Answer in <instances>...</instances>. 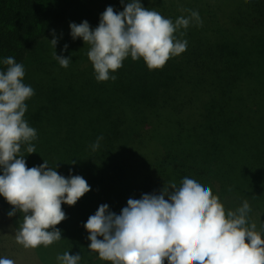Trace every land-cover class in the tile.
Returning a JSON list of instances; mask_svg holds the SVG:
<instances>
[{"label": "trees", "instance_id": "1", "mask_svg": "<svg viewBox=\"0 0 264 264\" xmlns=\"http://www.w3.org/2000/svg\"><path fill=\"white\" fill-rule=\"evenodd\" d=\"M141 4L173 22L195 10L202 22L174 33L187 41L186 50L161 68L149 70L142 59L128 57L112 73L114 81L98 82L88 45L73 40L68 25L87 20L94 28L106 6L123 10L120 0H0V61L12 56L22 63L29 76L24 83L34 90L24 119L36 129L30 142L35 152L21 144L20 154L27 167L45 160L59 174L67 177L71 170L90 186L75 207L61 205L66 218L55 227L63 228L66 239L60 247L34 248L43 264H56L65 251L93 258L86 230L75 245L71 238L81 214L87 220L100 204L119 214L128 198L159 194L185 176L205 182L221 202L229 187L238 194L246 193L243 188L264 193L263 172L237 171L242 160L264 169V108L257 109L264 102V0ZM51 30L58 39L55 51L77 52L82 59L67 68L53 64L42 51L51 47ZM98 136L103 139L93 151ZM12 208L0 197V215L16 229L23 214L9 217ZM0 230L8 228L0 223ZM90 264L109 262L95 254Z\"/></svg>", "mask_w": 264, "mask_h": 264}, {"label": "clouds", "instance_id": "2", "mask_svg": "<svg viewBox=\"0 0 264 264\" xmlns=\"http://www.w3.org/2000/svg\"><path fill=\"white\" fill-rule=\"evenodd\" d=\"M122 11L106 6L97 25L87 20L70 22L69 35L88 45L86 56L94 78L115 80L112 75L125 58L142 59L149 70L161 68L170 57L186 50L187 41L174 33L190 23L202 21L198 11L186 10L173 22L159 12L145 8L141 0H120ZM47 40L52 56L67 68L70 59L57 55L55 30ZM183 35V32L180 33ZM67 48L64 44L61 52ZM0 197L13 206L7 213H22L14 232L16 243L24 248L48 246L61 239L55 225L66 218L62 204L74 205L90 186L80 175L65 177L43 160L27 167L21 144L27 153L35 152L30 143L36 129L24 119L25 101L34 94L23 82L25 69L12 56L0 61ZM102 136L91 144L95 151ZM171 189V191H169ZM167 197V198H165ZM247 200L235 210H225L219 197L202 180L185 176L179 185L171 183L159 194L128 198L119 214L100 204L83 227L88 233L87 249L109 264H264V222L260 229L249 220ZM79 253L58 254L56 264H80ZM0 264L15 261L0 256Z\"/></svg>", "mask_w": 264, "mask_h": 264}, {"label": "rangeland", "instance_id": "3", "mask_svg": "<svg viewBox=\"0 0 264 264\" xmlns=\"http://www.w3.org/2000/svg\"><path fill=\"white\" fill-rule=\"evenodd\" d=\"M42 48H44L42 49V51L45 52V54H48L51 56L50 60H52L53 64L54 63L58 64V62L52 56V52H53V49H51L52 47L46 48L45 46H42ZM55 53L57 55L68 57L71 62L82 59L81 58L82 56L78 54L77 52L67 51L65 54H60V52L55 51ZM80 64L81 63H78L72 66H79ZM27 78H29V76L27 73H25L23 82L27 83L26 82ZM262 108H264V102L260 103L259 106L257 107L258 110ZM257 127H258V123H255L253 125V128H257ZM251 169L255 170V172L264 173V169H260V167H257L256 169L250 168L248 167V165H245V162L243 160H242L241 166H239V169H237V171L239 170V172L243 175H248L251 172H253ZM66 174L68 173L63 172V175L65 177H66ZM218 187L219 186H216V188ZM230 188L231 187L225 189V195H224L225 197L222 199V204L225 210L226 211L235 210L237 207L241 205L242 201L247 200L250 205V209H251L248 214L249 220L251 222H254L257 225V229H260L261 223L264 222V193H258L254 191L251 192L252 190L250 191L247 188H243V190L246 191V193L238 194ZM75 206H76V203L74 204V207ZM2 216L3 215H0V223H2L6 228H8V231L6 233H3L0 230V256H5L7 258L14 260L15 264H43L41 261H39L34 248H24L22 245L16 243L14 239V232L16 229L13 226L10 227L8 224H6L5 223L6 219ZM85 218L86 216L84 215L83 217V214H81L79 219L74 220L75 233L72 234V237H71L73 238L72 240H73L74 245L76 243L77 237L80 236L81 234L82 235L84 234L85 229L83 227V224H84V220H86ZM58 227L61 228L60 229L61 239L52 243V244H55V248L57 247L59 248L62 241L66 239V236H63V228L61 226H58ZM87 242L89 243L88 240ZM88 251H89V255H93V258L91 260L86 259V257L85 259L82 258L80 261V264H90L92 260L94 259V256L96 253L91 252L90 250Z\"/></svg>", "mask_w": 264, "mask_h": 264}]
</instances>
